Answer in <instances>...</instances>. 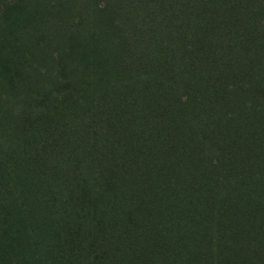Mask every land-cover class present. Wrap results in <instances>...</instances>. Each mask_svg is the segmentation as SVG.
<instances>
[{
  "label": "trees",
  "instance_id": "1",
  "mask_svg": "<svg viewBox=\"0 0 264 264\" xmlns=\"http://www.w3.org/2000/svg\"><path fill=\"white\" fill-rule=\"evenodd\" d=\"M0 264H264V0H0Z\"/></svg>",
  "mask_w": 264,
  "mask_h": 264
}]
</instances>
